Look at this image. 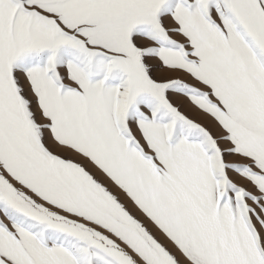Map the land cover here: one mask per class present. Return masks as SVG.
Returning a JSON list of instances; mask_svg holds the SVG:
<instances>
[{"label": "snow or ice", "instance_id": "obj_1", "mask_svg": "<svg viewBox=\"0 0 264 264\" xmlns=\"http://www.w3.org/2000/svg\"><path fill=\"white\" fill-rule=\"evenodd\" d=\"M0 264H264V0H0Z\"/></svg>", "mask_w": 264, "mask_h": 264}]
</instances>
